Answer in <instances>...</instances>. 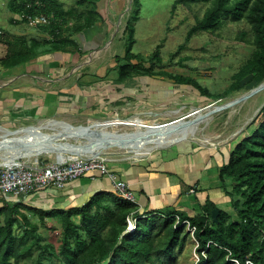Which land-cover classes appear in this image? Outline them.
<instances>
[{
	"label": "trees",
	"instance_id": "1",
	"mask_svg": "<svg viewBox=\"0 0 264 264\" xmlns=\"http://www.w3.org/2000/svg\"><path fill=\"white\" fill-rule=\"evenodd\" d=\"M86 1L89 0H82ZM209 1L210 7L188 31L187 38L197 31L215 30L222 19L229 17L235 22L246 18L255 36L251 58L232 76L227 89L212 95L191 77L154 71V61L161 62L158 48L147 59L133 53L136 42L133 24L139 20L137 9L131 11L122 32L123 54L115 57L118 80L161 75L215 99L243 90L252 80L261 83L264 80V0H176V4ZM137 3L138 0H133L135 7ZM6 9L21 16L23 22L27 14L50 17L49 25L37 27L50 39L1 37L0 43L3 41L8 48L5 58L0 60L3 68L18 66L41 53L63 51L68 46L76 50L72 35L64 31L69 19L77 22L74 32L93 27V15L102 19L96 12H89V18L85 19L83 13L74 8L65 10L57 0H9ZM247 77L250 78L244 82ZM255 121L259 122L256 129L229 151L218 173L222 183L230 181L226 193L235 219L234 213L218 210L217 220L213 222L211 211L216 207L206 201L202 213L194 217L181 212L143 215L136 220L134 232L125 234V219L135 214L136 205L114 191L96 192L79 207L49 211L27 206L21 199L3 198L0 199V264H11L12 260L30 255L33 248L41 252L33 264H175L177 252L190 237L187 224L194 228L192 236L197 243L198 264H235L233 261L264 264V106ZM27 214L37 217L48 230L54 228L45 223L46 219L60 221L63 241L58 252L40 245L38 225L30 221ZM176 217L178 223H175Z\"/></svg>",
	"mask_w": 264,
	"mask_h": 264
},
{
	"label": "crops",
	"instance_id": "2",
	"mask_svg": "<svg viewBox=\"0 0 264 264\" xmlns=\"http://www.w3.org/2000/svg\"><path fill=\"white\" fill-rule=\"evenodd\" d=\"M6 12V18L4 16L0 22L6 24V27L0 25V39L5 36L48 37L37 27L20 29L21 24L12 19L17 15ZM101 17L104 20V16ZM103 23L71 36L77 44L76 50L68 46L63 51L41 53L18 66L3 68L0 72V125L34 124L44 119L66 120L78 125L76 121L85 118L128 111L131 101L140 99L144 87L162 95L163 88H158L155 83L166 81L163 76H132L118 80L114 67L119 53L113 57L108 52L93 56L86 54L103 48L107 36L109 41L113 38L112 33H107L105 20ZM121 41L122 50V36ZM116 46L112 42L110 53ZM7 50L1 41L0 60L5 58ZM140 97H144V93ZM234 138L229 137L226 142L230 143ZM214 148L185 141L135 159L137 162L112 159L106 162V166L129 185L135 198V215L181 212L194 217L202 213L206 201L213 203L217 210L230 213V198L226 193L230 181L222 183L218 177L229 150ZM99 191H113L112 185L107 178L91 172L70 182L63 190L46 189L26 201L30 199L35 206L55 204L66 209L83 205Z\"/></svg>",
	"mask_w": 264,
	"mask_h": 264
},
{
	"label": "rangeland",
	"instance_id": "3",
	"mask_svg": "<svg viewBox=\"0 0 264 264\" xmlns=\"http://www.w3.org/2000/svg\"><path fill=\"white\" fill-rule=\"evenodd\" d=\"M8 1L9 0H0V22H2L4 16L7 15L6 11L8 10L6 9V5ZM57 1L63 5L65 10L74 8L78 13H83L85 19L89 18V12H96L100 17L101 15L104 16L108 28L107 33H112L113 38L109 41L107 36V43L103 45V48L92 53H86L87 55L91 54V56L106 52H108L107 54L111 57H113L115 53H119L117 55L122 56L123 48L121 50L122 45H120L122 43V32L131 11L137 9L139 20L133 24L136 42L132 48V52L141 54L147 59L152 57L155 49L158 48L161 62L158 64L154 61L153 70L155 69L156 71L160 69L173 75L191 77L212 95H219L228 88L232 81V76L251 58L255 50L254 32L246 18H242L238 22L233 21L230 17L222 19L220 25L215 30L206 32L197 31L187 38L188 31L203 18L204 13L210 7V1L206 3L176 4V0H138L137 7L134 6L133 0H89L86 2H82V0ZM12 19L17 20L21 24L22 27L20 29L22 30L28 28L35 29V27L23 22L19 15H17V17L14 16ZM85 19L83 20L84 22ZM91 19L95 22L93 27L104 25L103 17L100 19L96 15H93ZM74 23H77L76 20L69 19L64 31L73 36L88 29L74 32ZM0 25L6 27V24L3 25L0 23ZM1 35L2 32L0 31V36ZM48 39H50V37ZM112 42H115L117 46L110 53ZM147 65L148 63H146L145 66ZM2 70L3 67L0 65V72ZM249 78L250 77H247L244 82ZM165 79L166 81L163 80L155 83L158 88H163L162 95L160 96L155 94L156 91L155 93L151 91L146 85V89L144 87V89L140 91V96L144 93V97L139 96L140 99H133L131 101L132 106H130L128 111L118 114L115 113L116 115H107L101 118H85L76 121V123L86 126L101 125L102 127L103 125L116 123V121L128 120L134 123H149L156 127L159 125L163 127L175 126L176 123L187 120L190 117V115H187L192 109L225 104L259 84L252 80L246 84L243 90L228 94L226 97L220 99H215L203 96L189 86H179L172 80L168 78ZM157 87L156 89H158ZM262 101H264V90L252 96L243 104L232 107L233 109L229 108L208 116L205 118L207 120H203L198 125V132L196 133L198 140L204 143L205 139H212L215 144H219V147L216 145L214 149L223 148L231 151L243 138L251 135L256 129L259 123L255 121L256 116L250 120L249 118L252 117L253 112ZM176 110L180 112L179 114L184 115L176 117V115H179L173 114ZM245 121L248 122L242 127ZM79 122L82 123L79 124ZM37 123H39V121H36L34 124ZM28 125L31 124L25 123L10 127L1 126L15 131L20 128L19 126L25 127ZM244 127H246L244 131L239 134ZM237 129H239L237 133V135H239H236L232 142H225L226 138L235 133ZM107 130L108 132L121 135L127 133H136V135L138 133H149V131L141 129L136 126V124L131 126L117 125ZM221 143L225 145H221ZM204 145L206 144L204 143ZM158 150L160 149H155L149 155ZM106 152L112 154L109 157L115 160L121 159L129 162L138 161H134L135 159L133 158H131L132 160L126 159L130 154L122 150L109 148L107 150L105 149L103 154L105 155ZM76 158L78 157L70 154H57L53 156L41 155L37 156L35 159L19 158V160L27 162L36 160L44 162H62L71 161ZM23 203L27 206L41 208L44 211L59 207V205L55 204L43 207L40 205L35 206L30 199L28 202L24 201ZM231 207L230 203V213H234L232 215L235 219V212ZM27 216L30 221L38 225L37 235L41 238L39 241L40 245L50 246L55 252H58L63 241L60 221L58 219H46L45 223L54 228L53 230H48L40 224L37 217L32 214H27ZM18 231L19 229H16L17 233ZM196 247L197 243L190 233V237L183 246V249L176 254L175 264H198L199 256L196 252ZM39 251L40 250L37 248H33L30 255H25L19 260H12L11 264H33L39 253H41Z\"/></svg>",
	"mask_w": 264,
	"mask_h": 264
},
{
	"label": "bare ground",
	"instance_id": "4",
	"mask_svg": "<svg viewBox=\"0 0 264 264\" xmlns=\"http://www.w3.org/2000/svg\"><path fill=\"white\" fill-rule=\"evenodd\" d=\"M263 102L264 101L260 102L249 120L256 116L257 110ZM243 103L244 102H240L236 104V106ZM215 107L217 106L192 109V111H190L187 115H190L187 120L176 123L175 126L172 125L169 127H163L160 125L156 127L150 125L149 123H134L133 121L129 122L128 120L119 122L116 121V123H110L103 125L102 127L101 125L86 126L75 124V126H69L68 124L60 122L57 123L54 121H47L44 123H41L40 121V123L35 125V128L29 129L20 127L15 131L0 127V166L16 162L19 158L35 159L37 156L41 155L53 156L57 154H70L77 156L78 158L110 161L113 158L109 157L107 152L105 155L103 154V151L109 147L116 148L130 154L126 157V159L132 160L131 158L142 159L143 157H147L155 149H164L182 141H192L200 145H204L205 143L206 145L204 146L207 147L216 146L219 144H215L212 139H205L204 143L200 142L196 134L198 132V125L203 120H207L205 118L214 114L212 112ZM179 113L180 112L177 110L173 112V114ZM183 115L184 114H179L176 115V117H181ZM247 122H243L242 127ZM117 124L120 126H131L136 124V126L149 131V133H138L137 135L136 133H127L121 135L108 132L107 129L112 127L109 125L116 126ZM238 132L239 129H237L235 133L229 137H231V139L236 137ZM41 134L46 135V137L44 138L40 136L38 138V135ZM44 139L49 140L45 145L40 146V143L45 141ZM13 142L25 144L11 146Z\"/></svg>",
	"mask_w": 264,
	"mask_h": 264
},
{
	"label": "built area",
	"instance_id": "5",
	"mask_svg": "<svg viewBox=\"0 0 264 264\" xmlns=\"http://www.w3.org/2000/svg\"><path fill=\"white\" fill-rule=\"evenodd\" d=\"M26 22L32 27L49 25L50 17L45 15H25ZM106 162L96 159L76 158L71 161H21L8 163L0 166V199L13 198L26 201L32 195L46 190H63L70 182L88 175L91 172H97L99 176L107 178L113 191L123 199L135 204V198L129 185L121 180L115 173L109 170ZM143 215L131 213L125 219V234H131L136 227V220L143 218ZM176 217V222L178 223ZM187 229L193 235L194 228ZM199 260V258H198ZM238 264L236 261H233ZM246 264H252L246 262Z\"/></svg>",
	"mask_w": 264,
	"mask_h": 264
},
{
	"label": "water",
	"instance_id": "6",
	"mask_svg": "<svg viewBox=\"0 0 264 264\" xmlns=\"http://www.w3.org/2000/svg\"><path fill=\"white\" fill-rule=\"evenodd\" d=\"M263 89H264V81H262L261 83H259L256 87H254V88L246 91L245 93L239 95V97L235 98L234 100L215 107L212 113H215V112H218V111H223V110H226V109H229V108H232V107L236 106V104H238L240 102H245L249 98H251L252 96H254V95L258 94L259 92H261ZM263 106H264V102H263V104H261L260 108L257 110V113L260 111V109ZM44 120H42L41 123H44V122H47V121H54V122H57V123L60 122V123H63V124H68L69 126L72 125L70 122L64 121V120H58V119H44ZM39 123H40V121H39ZM35 125H37V124H31V125L25 126V128H29V129L30 128H35ZM0 127H3V126L0 125ZM40 136H42L44 138L46 137V135H42L41 134V135H38V138ZM54 137H55V135H54ZM142 139H145V138H142ZM44 140L46 142L43 141L42 143H40L41 144L40 146L45 145L48 142L49 139L48 140L47 139H44ZM24 144H22V143L20 144L19 142L18 143L17 142H13L11 146H19V145H24ZM217 215H218V210L217 209H214V210L211 211V218H212V221L213 222H216Z\"/></svg>",
	"mask_w": 264,
	"mask_h": 264
}]
</instances>
